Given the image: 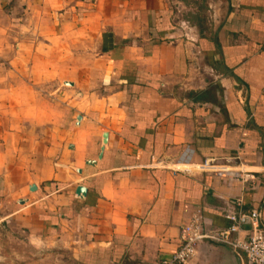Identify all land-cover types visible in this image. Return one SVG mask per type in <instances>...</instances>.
<instances>
[{
	"label": "crops",
	"instance_id": "1",
	"mask_svg": "<svg viewBox=\"0 0 264 264\" xmlns=\"http://www.w3.org/2000/svg\"><path fill=\"white\" fill-rule=\"evenodd\" d=\"M44 37L72 53L64 143L55 161L19 172L5 122L28 103L27 72L37 77L43 58L34 47L27 72L21 59ZM0 108L9 244L66 264H163L197 215L210 231L238 210L264 223V0H0ZM204 160L249 180L201 172ZM12 256L29 259L2 264ZM189 264H231L230 254L204 244Z\"/></svg>",
	"mask_w": 264,
	"mask_h": 264
},
{
	"label": "rangeland",
	"instance_id": "2",
	"mask_svg": "<svg viewBox=\"0 0 264 264\" xmlns=\"http://www.w3.org/2000/svg\"><path fill=\"white\" fill-rule=\"evenodd\" d=\"M28 42L27 53L22 57V69H26L33 63L34 47L40 50L41 59L40 71L37 77L34 73L27 72V78L31 79V86L26 88L28 103L25 106L11 105V121L5 122V128L10 130V135L5 136L9 160L14 163L13 168L16 171H23L30 168L34 160L47 163L57 159V150L64 143L63 132L64 119L67 115L68 87L62 84L60 77L66 79L69 68H67V60L72 56L67 55L66 46L61 44V40H49L41 38ZM60 43V44H59ZM13 43L10 46L11 56H15ZM18 58V57H17ZM72 58V57H71ZM18 63L19 59H15ZM20 67V68H21ZM59 69V70H58ZM57 71V72H55ZM60 92H63L60 95ZM106 95L103 90L99 91V96ZM69 96V97H68ZM18 107L25 109L26 113L18 114ZM0 108V136H3V116ZM22 113V112H21ZM14 117L16 118L14 120ZM20 117V118H19ZM18 239L13 232H0V264H2V255L14 256L21 254L24 261L12 256L11 264H66L65 259H59L57 256L44 253H32L30 248L19 246L17 244H9V241ZM244 264L245 263L244 261Z\"/></svg>",
	"mask_w": 264,
	"mask_h": 264
},
{
	"label": "built area",
	"instance_id": "3",
	"mask_svg": "<svg viewBox=\"0 0 264 264\" xmlns=\"http://www.w3.org/2000/svg\"><path fill=\"white\" fill-rule=\"evenodd\" d=\"M192 160V151L187 148L181 155L179 162L188 165ZM215 160H204L199 166L202 172H218L227 175L230 179L242 183L248 182V173L241 170H219ZM226 218L231 226L225 230L210 231L204 229L199 215L182 228L179 246L170 260L163 264H189L198 254L204 244H221L229 247L242 261L247 264H264V223L260 211L245 213L241 210L228 212ZM247 236L241 238L240 233Z\"/></svg>",
	"mask_w": 264,
	"mask_h": 264
},
{
	"label": "water",
	"instance_id": "4",
	"mask_svg": "<svg viewBox=\"0 0 264 264\" xmlns=\"http://www.w3.org/2000/svg\"><path fill=\"white\" fill-rule=\"evenodd\" d=\"M65 84L67 86H72L71 83H65ZM80 119L81 117H78V121H80ZM106 144H107V135L105 134L103 145L105 146ZM104 146L102 147V150H101L102 152L104 151ZM100 158H102V153L100 155ZM30 190L33 192L36 190V188L34 186H31ZM87 193H88L87 188L82 185H79L75 191L76 196L81 200H84L86 198ZM216 246L224 248L230 254L231 264H242L241 258L236 253H234L229 247L225 245H221V244H216Z\"/></svg>",
	"mask_w": 264,
	"mask_h": 264
}]
</instances>
